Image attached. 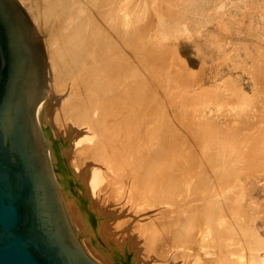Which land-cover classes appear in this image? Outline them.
<instances>
[{"label":"bare ground","instance_id":"bare-ground-1","mask_svg":"<svg viewBox=\"0 0 264 264\" xmlns=\"http://www.w3.org/2000/svg\"><path fill=\"white\" fill-rule=\"evenodd\" d=\"M19 1L22 3L21 0H19ZM106 1L107 0H105L103 2H106ZM116 1H118V0H116ZM145 2H146V0H145ZM200 2H202V1H200ZM122 4H121V0H119V4L117 7L118 17H115V19L112 20L113 24L115 22L117 23V25L116 24L115 25L117 26L116 30H117V35L119 36V39H120V36L122 37V35L127 34L126 27H129L128 21H127V23L125 21L126 20L125 18L127 16H126V13H124L125 9L123 8ZM150 5H152L151 8H152L153 12L155 13L154 14L155 15L154 23L152 22L153 25L150 24L152 26V28H151L152 31H150V33L147 32L148 28L150 27L148 25L145 28L146 29L145 32L148 34H145L143 36H141V34H144V33H140V34L138 33L137 34V36L140 35V37L144 38V39L142 38L144 41L141 42L144 50L143 51L140 50V52H141L140 54H138V55L135 54L136 56L134 55L135 62L137 60L136 57H139L138 59H140L141 63H143V61H146V63H143L146 66L142 65L141 63H140V65H141L140 66L138 64V62H137V64H138L139 68L137 67L136 63L134 65H136V68L138 70L139 69L141 70V68L143 66V67H146L145 68L146 70L149 69L153 73L156 71L155 69L157 67L159 68L161 66V68L163 70L162 76H160L161 73L159 72L160 73L159 76L163 78V79H161V81L167 80V79H164V72H167L168 74H170L169 76H171V74H172V76L175 77L173 74V71H172V70H174L173 66H175V65L179 66V68L181 70L180 72H181L182 77L179 78L178 74H176V80L174 79L176 82L174 81L175 82L174 85H173V83H171L172 87H169L170 92H168L169 93L168 97H169V100L171 101L172 98L174 97L172 92L179 93V92H177V90L174 91V89H178V91L179 90H183V91L190 90V89H192L191 88L193 86L192 84L196 85L200 82L199 81L198 83H195L196 81H193V75H191L190 74L191 72H189L187 69L184 68L185 65L179 60V57L177 55V50H176V42L179 38H181L184 35H186V36L194 35L196 37H200V29H201L200 25L202 23L199 24V22H198L199 19L197 21V18L199 17L198 15L200 13L204 12V14H205L208 10L206 9L207 8L206 4L203 5V4L199 3V0H151ZM109 6H110V4H109ZM116 6H117V4H116ZM144 7H145V5H144ZM222 8H223L222 2H220L219 5L214 4V5H212V8L209 9L210 10L209 13H211V12L216 13L217 10L220 11V9H222ZM128 10H129V8H128ZM149 10L150 9H148V11ZM136 12H138V11H136ZM114 14H115V12H114ZM204 14H202V15H204ZM219 14H221V13H219ZM137 15L139 16L140 13H138ZM137 15L134 18L135 22H136V19L138 18ZM150 15L152 17V14H150ZM143 17H144V14H143ZM106 19H108V17ZM134 19L133 18L129 19V21L132 22L131 20L134 21ZM141 20H142V18H141ZM152 21H153V17H152ZM54 24H55V22L53 23V25ZM107 24H108V22H107ZM132 24L135 27L134 22H132ZM138 24H139V22H138ZM141 25H142V23H141ZM141 25H140V28H141ZM205 25H207V24H205ZM103 29L107 30L106 28H103ZM142 29H144V28H142ZM91 30H90V33H91ZM121 30L125 31V33L122 34ZM139 31H141V30L139 29ZM142 32H144V31L142 30ZM55 33H54V35H55ZM58 33H59V31H58ZM87 33H89V31ZM101 33H103V32H101ZM105 33H107V32H105ZM107 34H109V33H107ZM131 34H132V32H131ZM68 35H69L68 37L64 36L63 39L60 41L57 40L59 43L60 42L63 43L64 47L66 45V55H64L65 49L62 48L60 46V44L58 45V46H60V48H54L52 50H51L52 47L50 48L49 46H47L48 48H46L47 49V55H48V66L46 65V70H45V82H46L47 93H46L45 99L41 100L38 103L37 108H36V112H35V119H36V122L40 125L41 134L45 133L46 136H48L47 129H44V130L42 129V126L47 125V126L51 127L53 134H55V136H56L55 138H58V140H57L58 144H56V145H59V146H56V145H55L56 147L54 146L56 148L55 152H53L52 155L50 154L49 158H50L51 167H52L53 172H54V176L57 180L59 187L61 188L63 196L65 197L66 209L68 211L69 216H71L73 221H75L76 226L79 229V231L81 233H85V231H86V234H88L92 237L93 234L90 231L89 224L92 221L94 222L96 218H95L94 213L91 209H94L93 207H95V206H96V208L98 207L99 209L105 207L106 204L108 205L109 202H112L111 199H113L112 196H114V194L116 195V198L119 197L120 195H122V197L120 196V198H122L121 199L122 204L128 206V208L125 206H124V208H127V210H129V207H130V210L133 214H136V216L139 215L138 219L134 223L136 224V227L139 230V233H138L139 236L137 237V239L141 238L143 240V242H141V243L138 242V240H137L139 245L140 244L141 245L140 246L138 245V247L136 245V247H135L132 240L128 237L129 236L128 234L131 232L125 231L129 227V226H127L125 228L124 223H126V222L123 223L124 228L123 227H122L123 229L120 228L121 231L119 232L118 235H116V232H115L116 236L112 235V237L108 238V235L111 232V230L108 231L109 228H108V226H106V222H108V221L106 220V222H105L104 217L108 218L109 216L112 215V213H111V215H107L109 213H106V211H101V215H99V216L97 215L98 216V225H99V226L97 225V227H99L98 229L101 232L100 233L101 236L104 235V237H106V240H109V242L112 241L113 245L111 247V245H109V243L107 242L108 243L107 248L109 247L111 249V253L108 255L105 253L106 255H103V254H98L101 248L99 249L98 253H96L95 250L93 251L91 248H89V245L86 244V245H88V248L91 252V255H93L95 257V260L98 259L99 263L101 262L102 264H121L122 261L120 259L127 261L128 263H133V262L138 260L140 255L142 257H144L143 253L149 252V251L151 252V254L149 255V258H150L149 260H153V259L156 260V258L162 259V258H165L164 256L169 257V255L170 256L172 255L170 261H167L168 258L166 257L167 260H164V261H166L167 263H165V264H233V261H235L236 258H233V260H232L228 257V255L230 254V255H233L234 257L236 255V257L238 256V258H239V253L231 252V250H228L227 248H226V250H228L227 251L228 255L220 256L221 254L219 252H218V254H216V253H217V251L222 250L223 246L229 247V245H226L224 242L227 239H229L230 237L233 239H236V240H238L239 238L241 239V237H245V238L247 237V239L254 238L252 230H248L245 227L248 230V231H245V229H243V227L240 226L241 227L240 228L237 225L235 226V224H237V222L234 218H233V220L231 217H230L231 220H230V218H229V220L226 219L230 215L225 214L226 213L225 211H227L229 214H236V213H238V214L240 213L243 215L245 214L241 208L242 205L243 206H245V205L244 204L241 205V203H243V202H240L241 200H244V199H241L242 197L238 193L237 196L235 195L232 198V201L229 200L227 202L228 198H230L228 196V197H226V199L224 198L223 203H219L217 201L218 198H216V196H218V194L217 195L215 194L216 195V196L214 195L216 198L215 202H212V201H214V197H212L213 194H211V197H210V195L205 194L206 191L210 189L209 188L206 190L205 188L208 186V183L210 181H212V177L215 175H216L215 177H217V180H216L217 184L219 182V183H222V185L226 186L230 182V184L231 183L232 184L227 185V186L232 187L233 184H235V182H239V176L241 177V174H243L245 177H248V176L251 177L253 174V171L255 169H257L258 167H262V165H264V116H263L264 114L262 115V117L259 120L255 116L256 117L255 119H257V120H255V119L254 120L257 121V124H255V122L250 123L253 121V120L250 121L251 120L250 117L252 118V116H250V117L248 116L250 119L249 125L245 124V127L244 126L243 127L246 129L248 126V130H247V132H248L249 128L251 127L250 125H252L251 128H252V130H254V133H255V137H253V138L251 137L249 139L246 136L245 137L239 136L240 134L238 133V130L241 132L240 129H238L236 131L235 129H230L228 127V129H230V130L227 129L226 131L225 130L220 131V130L216 129L214 124H211L210 122H203L202 123V121L200 120V117L202 116L201 112H203L204 110L199 112L200 117H199V120L197 118V120H198L197 122L200 121V123L198 124L196 122V124H198V126H197L198 129L193 131V132L196 133V135H197L196 138H197L198 143L201 140L205 141V144H207L206 145L207 150L205 152H203L202 154H199L201 152H193V151H192L193 152L192 153L191 149L188 150V151H190L189 152L190 154L189 153L186 154L187 153L186 152L187 150H186L183 159L178 162L179 163L178 169H179V171L182 170V174L180 176H177L174 174L175 171H173V169H172L173 168L172 164H171V163H173L172 159L171 158L169 159L167 157L165 158L164 153H162L161 149L159 147H155L153 145L155 140L153 141V139H152L153 143L148 142L149 144L152 143L151 145L148 144V146L147 145L145 146V144L142 143L143 142L141 139L142 136L141 137L139 136L140 131H141V129H139L140 124H141L140 123L141 118H140V116H137V118H136V116L133 115V112L135 111V109H133V112L132 111L130 112L129 111L130 109L126 111V106H128V104L126 105V102H127V99L129 100V98H130L128 95L130 94V96H131L132 92L135 90L133 89L132 86L126 85V84H128V81L126 80V73H125L126 67H125V64H123V54L121 52L122 47L119 48V50H118V48L116 49V51L114 50V54L112 52V54L109 53L110 54L109 56L103 55V56H105L104 58L103 57L98 58V56L96 57L97 54L94 52L96 55L93 56V58L91 59L92 55L90 52L91 51L93 52V49H94L93 47L97 46V44L99 42L96 41L97 44L94 45L95 42H93V40H92L91 42H93V44L92 43L90 44L89 43L90 41L88 42V39H87L88 37H90V34H89V36L86 35L84 38V39H87L86 41H84V39H83L82 40L83 42L80 41L77 44H74L75 40L70 38V36H72V35H70V34H68ZM100 35H103V34H100ZM109 36H110V34H109ZM129 36H130V34H129ZM204 36H208L207 37L208 39L206 41L211 46H213V48L220 49V46L217 44L218 40L216 39V37H214V38L217 41H215L212 37H210L211 35H209V34L204 35ZM110 37L112 38V36H110ZM92 38L93 37H91L90 39H92ZM135 38H137V37H135ZM59 39H61L60 35H59ZM113 39H114V36H113ZM69 40H70V42H69ZM96 40H97V38H96ZM105 40H107V39H105ZM114 41H115V39H114ZM86 42H88V43H86ZM100 42H101V40H100ZM109 42L111 43V41H109ZM112 42H113V40H112ZM118 42H119V40H118ZM114 43H116V41ZM87 44H89V45H87ZM98 46H99V44H98ZM108 46H107V48H108ZM117 46L119 47V44ZM91 47H92V50L90 49ZM107 48H106V50L104 48L105 52L107 51ZM135 49H136V47H135ZM132 50L133 49L131 48V51H129V52L134 53V51H132ZM222 52L224 53V51L218 52V54H216L217 55L216 57L218 58L220 56V58H221L222 55H224V56L226 55V54H222ZM106 53H108V52H106ZM106 53H104V54H106ZM88 54H90V58H88V56H89ZM102 54H103V50H102ZM127 54H128L127 56L129 57L128 59H130L129 61L131 63V60L132 61L134 60V59H132L133 54L131 53L132 57H130L131 55H129V53H127ZM111 55H113V56H111ZM263 55H264V53H263ZM263 55H262V57H263ZM83 56H85V57L87 56V58H85ZM247 57L251 61L254 58H257V57H253V59H252L249 56H246V58ZM124 58H125V55H124ZM88 59L89 60L91 59V61H88ZM126 60L127 59L125 58V61ZM255 61H256V59H255ZM219 62H220V60H219ZM261 62H262V60H261ZM64 63H65L64 73L59 72L57 69V66L59 68V66L61 64H64ZM129 66L132 67V64ZM255 66H257V65H255ZM255 66L253 69L252 68L251 69L255 70ZM258 67H259V65H258ZM251 69H249V70H251ZM143 70H144V68H143ZM146 70H145V72H146ZM174 72H175V70H174ZM246 72L247 73L251 72V75H253L252 73L254 71L248 72V70H246ZM257 72L258 71L256 70L255 73H257ZM215 75L211 77L213 83H215L214 80H216ZM146 76H148V75L146 74ZM146 76H145V78L151 77V76H149V77H146ZM256 76H258V75H256ZM127 77L131 78L130 75H128ZM160 77H159V80H160ZM263 78H261V80ZM68 80H69V82L72 81L71 86H70V83L68 82ZM154 80H155V77H154V79H152L151 83ZM65 81H66V85H68L67 90H66L68 92H66L67 94L64 93V96L67 95V97L65 96L66 98H64L63 93H59L60 91H56V88L58 87V85H60V83H62L61 85L63 86L64 85L63 82L65 83ZM222 81L220 82L221 84H222ZM57 82H59V84ZM134 84L136 85L137 83H134ZM165 84H166V82H165ZM61 85H60V87L57 88V90L62 87ZM126 86L128 87V89H126L127 88ZM165 87L167 88V86H165ZM215 87H217V86H215ZM223 87L229 91L230 95L232 94L236 98L235 101H238V102H235V104L237 103L236 106L238 105L237 108L240 107V108L244 109V110H242L239 108L240 113H243L244 114L243 116H245L246 114L248 115V112L250 111V109H252V106L248 105V103L250 102L249 96L246 95L241 88L236 86L230 80L226 79V82L223 85ZM64 88H66V86ZM134 88H135V86H134ZM217 88L215 90L213 88L214 91L211 89L210 90L211 93H210V91H209V93L211 94L212 99H215L219 102H221V101L224 102L225 97L223 98L222 94L221 93L219 94L217 92V90H218ZM224 88H223V90H224ZM61 89H63V88H61ZM83 89H84V91H82ZM168 89H166V90H168ZM196 89L198 90V86L196 87ZM127 90L129 92H127ZM130 91H131V93H130ZM149 91H151V89ZM57 92L61 95L58 96L56 94ZM61 92H62V90H61ZM124 92H126V94L128 93V95H126V96L129 97V98H126V101L123 98ZM152 92L154 94V89L152 90ZM152 92H151V94H152ZM84 93H87L88 98H87V96H84ZM209 93H208V95H209ZM184 94H186V93H184ZM155 95H156V93H155ZM139 96H141V95H139ZM186 96H189V95H186ZM262 96H264V95H262ZM89 97L91 98V100ZM134 97H136V96H134ZM146 97L147 96H145V98H144V96L143 97L141 96V97H139L138 100L147 99ZM192 97H194V96H192ZM192 97H190V100ZM155 98H156V96H155ZM227 98H229V96ZM156 99H158V98H156ZM185 100H183L181 102L186 103L187 101H189L188 97ZM154 101H155V99H154ZM158 102H159V100H158ZM171 102H169V103L171 104ZM181 102H177L178 103L177 108L179 110L182 107V105H184L183 103L181 105ZM231 103L234 104L233 98H232ZM138 104H136V105H138ZM152 104H153V101H152ZM257 104H254V105H257ZM199 105H201V104L199 103ZM214 105H215V103H214ZM135 106H134V108H135ZM153 106L155 107V105H153ZM212 106H213V104H212ZM218 106L220 107L219 104H218ZM137 107L139 109V112L142 113V111H141L142 109L139 108V105ZM205 107H203V108H205ZM225 107H227V106H225ZM157 108H158V105H157ZM193 108H194V106H192V109ZM201 108H202V106H201ZM228 108H225V109H228ZM208 110H210V109H208ZM241 110H242V112H241ZM259 110H261V109H259ZM195 111H197V110H195ZM195 111L192 110V112L194 114H195ZM236 111H238V110L236 109ZM254 111L257 114L258 110H254ZM163 112L161 115L163 120H164L163 129H166V130L165 131L162 130L163 131L162 134L165 136L166 134H169L167 132L170 131V126H168L169 124L166 122L167 118L165 119V117H166L165 115L167 113L165 114ZM140 113H138V114H140ZM261 113L262 112H258V114H261ZM135 114H137V113H135ZM202 114H203V117H201V119L203 120L205 117L204 112ZM143 115L144 114L142 113L141 116H143ZM148 115H150V114H148ZM148 115H145V116L148 117ZM223 116H225V115H223ZM259 116H261V115H259ZM150 117L153 118V116H150ZM158 117L160 119V116H158ZM145 118H144V120H145ZM152 118H150V120ZM189 118L191 119L192 117L189 116ZM156 120H157V118H156ZM205 120L208 121L207 119H204V121ZM237 120H238V118L236 119V121ZM194 121H196V120H194ZM239 121L244 122L243 119L239 120ZM142 122H143V120H142ZM160 122H161V120H160ZM247 122L248 121H246L244 123H247ZM42 124H44V125H42ZM232 127L234 128L235 126H232ZM243 127L241 128V126H240L241 129H243ZM243 133L246 134L245 132H243ZM256 133H257V136H256ZM144 134H145V132H144ZM149 134L152 136V133H149ZM147 135H148V133H147ZM150 135H148L147 138L151 137ZM166 136H168V135H166ZM249 136H250V133H249ZM153 137L154 136H152V138ZM166 138H168V137H166ZM150 140H151V138H150ZM147 141H149V139ZM228 144H230L229 145L230 148L231 147L236 148V152L234 151V153H236V154L234 156H231L232 154H230V151H231L230 148H229L230 151L226 150L228 148L227 147ZM152 145L155 147V149ZM146 147H148V148L153 147V149L149 150L147 148L148 149L147 150ZM185 149H187L186 146H185ZM167 154L169 157L170 152L169 153L167 152ZM238 165H240L242 167H240V169H239V168H237ZM242 171L244 173H242ZM186 172L188 173L189 177H186V175H187ZM183 173H184V175H183ZM255 177L257 178V176H255ZM255 177H253V178H255ZM243 179L242 180L245 182V178H243ZM249 179H252V178H249ZM216 181L215 182L212 181V182L216 183ZM212 182H210V183H212ZM239 186H241V185H239ZM71 187L74 188V190L79 193V196H81V197H78V200L75 199L76 197L72 196L71 192L69 191V189ZM219 188L222 189V187H219ZM225 188H224V190H225ZM201 189H204L202 191H205V193H203V195H205V196H203V197L201 196L202 198L200 199V202H201V200H203V203H205V204L197 205V203H196L195 206L193 205L190 208H188L186 206V204L188 202L191 203L192 200L197 201V195L200 194ZM228 189H230V188H228ZM197 190H200V192H195ZM241 190H242V192H244L242 188H241ZM241 190H239L238 192H241ZM218 191H220V190H218ZM209 193H211V192L209 191L208 194ZM222 193H223V191H222ZM117 194H119V195H117ZM191 195H193V196H191ZM174 196H178L177 197L178 201L176 203L177 205H175L176 208L174 205H171L172 199ZM179 196H180V198H179ZM208 196H209V199H207ZM244 196H246V195H244ZM244 196H243V198H244ZM204 197H206V199ZM218 197H220V196H218ZM211 198H212V200H211ZM118 201H120V199H118ZM180 202H181V204H180ZM184 203H186V204H184ZM250 203H251V201H250ZM118 204L117 205L115 204V205L118 206ZM120 204H121V202H120ZM182 204H184L185 205L184 207L185 208L187 207L188 209L186 208V209H183L182 211L179 210L181 212L178 211L177 212L178 215L172 216L171 213L174 212V208L175 209H178L180 207L182 208V206H183ZM179 205H181V206H179ZM251 205H254V204H251ZM177 206H179V207L177 208ZM255 206H257V204ZM111 207L113 209V206H110V208ZM216 207H217V209L215 210ZM107 208H105V210ZM109 209L107 210V212H110ZM116 210H117V208L115 209V211ZM127 210L125 209L124 211L127 212ZM104 213H106V214L102 215ZM221 214H223V215H221ZM249 215H247V216H249ZM130 216H132V215H130ZM132 217L136 218L135 215H133ZM227 220L231 223H229ZM102 221H104V222H102ZM249 224H250V222H249ZM103 227H106V229L103 230ZM130 227H129V229H130ZM248 227H250V226H248ZM88 230H89V232H88ZM93 232H94V230H93ZM121 232H124V233H121ZM210 232H211V234L213 233L214 235L212 234L213 236H211ZM111 234H114V233H111ZM134 234H136V233H133V235ZM207 234L210 235L211 240L214 242L215 246L217 248H219V250L216 248L217 249L216 253H214L215 251L213 252L214 254H216V256L213 258L210 256L211 258L209 260H206V257L208 256V254L212 255V253H207V251H206L205 240L207 239L206 238ZM119 235H120V237H118ZM102 239H104V238L102 237ZM233 239H231V241H233ZM92 240H94V239H92ZM242 240H243V238H242ZM242 240H241V242H242ZM247 241L248 240L245 239L246 243H247ZM138 243H136V244H138ZM242 243H241V245H242ZM139 248H141V249H139ZM207 248H208V246H207ZM247 248H248V246H246V249ZM136 249H138L139 252L136 251ZM246 249H244V251H243L244 253L249 250V248L247 250ZM223 250L226 251L224 248H223ZM239 250H238V252H239ZM252 250H251V252H252ZM208 251H209V249H208ZM209 252H212V249ZM134 255H136L137 260L135 257H134L135 259H132V257ZM250 255L252 256V254H250ZM147 257H148V254H147ZM147 257L143 259L144 264H147L146 263L147 261L145 260V259H147ZM253 257H254V255H253ZM208 258L209 257H207V259ZM240 258H243V257H240ZM161 259L160 260L158 259V260L161 262V264H164L162 262L163 259L162 260ZM158 260H156V261H158ZM156 261H153L154 264ZM159 261L157 262L158 264H160ZM246 261L247 260H245V262ZM250 263H251V261H250ZM149 264H150V262H149ZM254 264H256V263H254ZM261 264H263V263H261Z\"/></svg>","mask_w":264,"mask_h":264},{"label":"rangeland","instance_id":"rangeland-1","mask_svg":"<svg viewBox=\"0 0 264 264\" xmlns=\"http://www.w3.org/2000/svg\"><path fill=\"white\" fill-rule=\"evenodd\" d=\"M21 1H22V3L19 0H16L18 5L26 13L28 19L30 20L32 26L34 27V30L36 31V33H37V35L39 37V40H40V42L42 44L44 57H45V63H46L45 64V70H46V65L48 66V55H47V49H46V48H48L47 46H49L50 48L52 47L51 50L54 49V48H60V46H61L62 48L65 49L64 55H66V45L64 44L65 45V47H64L63 43H61V42L59 43L57 40H59V41L62 40L64 36L68 37L69 36L68 34L72 35V36H70V38L75 40L74 44H77L78 42L82 41L85 38V36L86 35L89 36V34H90V37H88V38L86 37V38L88 39V42L90 41L89 42L90 44L91 43L93 44V42H95L94 45H96L97 44L96 41L99 42L98 43L99 46L97 44V46L93 47L94 48L93 52L92 51L90 52L91 55H92L91 59L96 54H97L96 57L98 56V58H100V57L104 58L105 56H103V55L109 56L110 55L109 53L112 54V52L114 54V50L116 51L117 48L119 50V48L122 47V49H121L122 51L121 52L123 54V64H125V67H126L125 68V73H126V80L128 81V84H126V85L132 86L133 89L135 90V91L132 92L131 96H130V94L128 95V93L126 94V92H124V95H123L124 97L122 96L125 99V101H126V98L130 97L129 98L130 101L127 99V102H126V105L128 104V106H126V111L130 109L129 111L133 112V109H135V111L133 112V115L136 116V118H137V116H140V118H141V122H140L141 124H140V127H139V129H141V131H140V135L139 136L140 137L142 136L141 137V139L143 141L142 143H144L145 146L146 145L148 146V144H149L148 142H152L153 143V141L155 140L153 145L155 147H159L161 149L162 153H164L165 158L167 157L169 159L170 158L172 159L173 163H171V164H172V167H173L172 168L173 171H175L174 172L175 175L180 176L182 174V170L179 171V169H178V167H179L178 166L179 165L178 162L183 159L186 150H187L186 154H188L190 152V151H188L189 149H191V152L192 151L193 152H201L199 154H202L203 152H205L207 150V146H206L207 144H205V141L201 140L198 143L197 138H196L197 135H196V133L193 132V131L198 129L197 126L200 123V121L197 122L199 120V117H200V113L199 112H201L203 110H204L203 112H204V116H205L204 119H207L208 121H206V120L204 121V119L203 120L201 119V117H203V114H202L203 112H201L202 116L200 117V120L202 121V123L203 122H210L211 124H214L215 128L220 130V131H224V130L226 131L228 129V127L230 129H235L236 131L238 129H240L241 132H242L241 133L238 130V133L240 135L236 132L240 137H242V136L245 137L246 136L249 139L251 137L252 138L255 137L254 130H252V128H251L252 125H250L251 129L249 128L248 132H247L248 126H247L246 129L244 127H245V124L249 125V122L252 121V120L253 121L250 122V123H254L255 122V124H257V121H255V120H257V119L259 120L262 117V115L264 114V111H263L264 110V96H262V95H264V78H263L264 77V55H263V53H264V0H199V3H201L203 5L206 4V6H207L206 9L208 10L205 14L203 12V13H200L201 15L200 14L198 15L199 17L197 16L198 17L197 21L199 19V21H198L199 24L202 23L200 25L201 26L200 37H196L194 35H191V36L184 35L181 38H179L177 40V42H176V50H177V55L179 57V60L185 65L184 68L187 69L189 72H191L190 74L193 75V81H196L195 83H198L200 81L198 84H196L198 86V90L199 91L196 89L197 86L195 84H192L193 85L191 87L192 89L186 90V91H183V90H179L178 91V89H174V91L177 90V92H179V93L172 92V94L174 95V97L171 100L172 102L169 100V97H168L169 93L168 92H170V88L169 87H172L171 83H173V85H174V83L176 82L175 81L176 80V74H178L179 78L182 77L181 76V72H180L181 70H180L179 66H177V65L173 66L175 72H174V70H172V71H173V74H174L175 77H173L172 74H171V76H169L170 74H168L167 72H164V79H167V80L161 81V79H163L162 77H160V76L163 75V73H162L163 70H162L161 66L159 68L158 67L156 68L155 67L156 65L154 66L156 68L155 70L157 71V72L155 71L154 72L155 74H154L149 69L146 70L145 69L146 67L142 66L141 70L140 69L138 70L136 68V65H134L135 63L137 64V62H138L139 65L141 63L140 59H138L139 57H136L137 60L135 62L134 55L135 54L138 55V54L141 53L140 50L141 51L144 50L143 46H142V43H141V42L144 41L143 40L144 38L140 37V35L137 36V34L138 33L139 34L140 33H144V34H141V36H143L145 34H148V33L145 32V30H146L145 28L148 25L150 26L149 27L150 29L148 28L147 32L150 33V31H152L151 30V28H152L151 25H153L152 22L154 23V17H155L154 14L155 13L153 12V10L151 8L152 5H150L151 4V0H146V2H145V0H133V1L132 0H121V4L123 3L122 6L125 9L124 13H126V16H127L125 18L126 19L125 21H126V23L128 21V24H129L128 26L129 27H126L127 34L126 35H122V37L120 36V39H119V36L117 35V30H116L117 23L115 22L113 24V22H112V20H114L115 17H118V15H117V13H118L117 12V7H118V4H119V0L118 1H116V0H107L106 2H103L105 0H21ZM200 1H202V2H200ZM220 2L223 3V8L220 9V11L217 10L218 12L216 11V13L215 12L209 13V11H210L209 9L212 8V5H214V4H218L219 5ZM109 4H110V6H109ZM116 4H117V6H116ZM144 5H145V7H144ZM128 8H129V10H128ZM147 8L150 9V10L148 11ZM136 11H138V12H136ZM114 12H115V14H114ZM138 13H140L139 16L137 15ZM149 13L152 14L153 21H152L151 15ZM219 13H221V14H219ZM143 14H144V17H143ZM202 14H204V15H202ZM136 15L138 17L137 18L138 20L136 19V22H135L134 18L136 17ZM105 17L106 18L108 17V19H106ZM132 18L134 19V21L133 20H131V21L134 22L135 27L133 26L132 22L129 21V19H132ZM141 18H142V20H141ZM54 22H55V24L53 25ZM107 22H108V24H107ZM138 22H139V24H138ZM141 23H142V25H141ZM205 24H207V25H205ZM140 25H141V28H140ZM102 27L106 28L107 30H104ZM142 28H144V29H142ZM89 29L90 30L92 29L91 33H90ZM139 29L141 31H139ZM142 30L144 32H142ZM58 31H59V33H58ZM88 31H89V33H87ZM100 31L103 32V33H101ZM105 32L109 33L110 36H112V38L109 36V34H107ZM121 32H122V34L125 33V31H122V30H121ZM131 32H132V34H131ZM54 33H55V35H54ZM100 34H103V35H100ZM129 34H130V36H129ZM207 34L211 35L210 37H212L215 41L218 40L217 44L220 46V49L213 48V46H211L206 41L208 39L207 38L208 36H204V35H207ZM59 35H60L61 39H59ZM113 36H114V39H115L116 43H114L115 41L113 39ZM91 37H93V38L90 39ZM135 37H137V38H135ZM214 37H216L217 40ZM96 38H97V40H96ZM87 39H84V41H86ZM105 39H107V40H105ZM92 40H93V42H91ZM100 40H101V42H100ZM112 40H113V42H112ZM118 40H119V42H118ZM109 41H111V43ZM69 42H70V40H69ZM88 42H86V43H88ZM117 43L119 44V47L117 46L118 45ZM59 44H60V46H58ZM87 45H89V44H87ZM107 46H108V48L110 50L107 48ZM135 47H136V49H135ZM104 48H105V50L107 48L106 52H108V53H106L104 51ZM131 48L133 49L132 51H134V53L133 52H129V51H131ZM90 49L92 50V47ZM102 50H103V54H102ZM220 51H224V53L222 52V54H226V55L225 56L222 55L221 58H220V56L217 58L216 54H218V52H220ZM104 53H106V54H104ZM127 53H129V55H131V53L133 54V57H132V55L130 56V57H132V59H134L133 61L131 60V63L129 61L130 59H128L129 57L127 56L128 55ZM261 54L263 55V57H262ZM88 55H89L88 58H90V54H88ZM124 55H125V58L127 59L126 61H125ZM111 56H113V55H111ZM246 56H249L252 59H253V57H257V58H254L251 61L248 57L246 58ZM83 57H85V56H83ZM85 58H87V56ZM91 59L90 60L88 59V61H91ZM255 59H256V61H255ZM219 60H220V62H219ZM261 60H262V62H261ZM143 63H146V61H143ZM143 63H141V64L146 66ZM131 64H132V67L129 66ZM138 64H137V67H138ZM255 65H257V66H255ZM258 65H259L260 68L258 67ZM254 66H255V70H252L254 68ZM143 68H144V70H143ZM57 69H58L59 72H63L64 73V71H65V63L61 64L59 66V68L57 66ZM249 69H251V70H249ZM145 70H146V72H145ZM246 70H248V72L249 71H254L252 73L253 75H251V72L247 73ZM256 70L258 71L257 73H255ZM159 72L161 73V75H160ZM146 74L148 76H146ZM128 75H130L131 78L130 77L128 78L127 77ZM144 75L146 77H149V76H151V77L145 78ZM214 75L216 76V80H214L215 83H213L212 79H211V77L214 76ZM256 75H258V76H256ZM154 77H155V80L151 83V81H152V79H154ZM159 77H160V80H159ZM260 77L263 78V79L261 80ZM226 79L230 80L231 82H233L236 86L241 88L246 95L249 96V101L250 102L249 101L248 102L250 104L248 103V105L252 106V109H250V111L248 112V115L246 114L245 116H243L244 114L240 113V110H239L240 107L237 108L238 105L236 106L237 103L235 104V102H238V101H235L236 98L232 94L230 95L229 91L224 88L225 86L223 87V85L226 82ZM132 81L134 83H137V84L135 85ZM221 81H222V84L220 83ZM68 82H69V80H68ZM165 82H166V84H165ZM57 83L59 84V82H57ZM69 83H70V86H71L72 85L71 84L72 81L69 82ZM61 84L62 83H60V85ZM63 84H64L63 86L64 87L66 86V88H64L61 85L62 86L61 88H63V89L60 88V89L57 90V88L60 87V85H58V87L56 88V91H60L59 93H63V96H64V93L68 92V91H66L68 85H66V81H65V83L63 82ZM134 86H135V88H134ZM165 86H167V88ZM215 86H217L218 88L215 87ZM213 88H214V90L217 88L219 90V91L217 90V92L219 94L221 93L223 98L225 97L224 102L221 101L223 104L221 102L215 100V99H212V96L210 94L211 93L210 90L211 89L213 90ZM223 88H224V90H223ZM126 89H128V87ZM150 89H151V91H149ZM153 89H154V94L152 92ZM166 89H168V90H166ZM61 90H62V92H61ZM82 91H84V89ZM209 91H210V93H209ZM127 92H129V91L127 90ZM151 92H152L153 95L151 94ZM207 92L209 93V95H208ZM59 93L57 92L56 94L59 96V95H61ZM130 93H131V91H130ZM155 93H156V95H155ZM184 93H186V94H184ZM126 95H128L129 97L126 96ZM139 95H141L142 97L144 96V98H145V96H147L146 97L147 99L138 100L139 97H141ZM186 95H189V96H186ZM65 96L67 97V95H65ZM65 96H64V98H66ZM84 96H87V93H84ZM134 96H136V97H134ZM155 96L158 99H156ZM192 96H194V97H192ZM228 96H229V98H227ZM187 97H188L189 101H187L186 103L185 102H181V101L185 100ZM190 97H192L191 100H190ZM87 98H88V96H87ZM232 98H233V102H234L235 105L233 103H231ZM154 99H155L156 102L154 101ZM90 100H91V98H90ZM158 100H159V102H158ZM152 101H153V104H152ZM169 102H171V104ZM177 102H181V105H182V103L184 104V105H182L180 110L177 108V105H178ZM199 103L201 105H199ZM214 103H215V105H214ZM136 104H138L139 108L142 109L141 111L144 114L143 116H141L142 113L139 112V109L137 107L138 105H136ZM212 104H213V106H212ZM218 104L220 105V107L218 106ZM254 104H257V105H254ZM153 105H155V107ZM157 105H158V108H157ZM134 106H135V108H134ZM192 106H194L193 109H192ZM201 106H202V108H201ZM225 106H227V107H225ZM203 107H205V108H203ZM225 108H228V109H225ZM191 109L193 111L197 110V111H195V114L192 112ZM208 109H210V110H208ZM236 109L238 111H236ZM240 109H242V108H240ZM259 109H261L262 111L259 110ZM242 110H244V109H242ZM242 110H241V112H242ZM254 110H258V112H262V113L258 114V112H257V114H256V112ZM162 112L165 113V114L167 113L165 115L166 116L165 119L167 118L166 122L169 124L168 126H170V131L167 132L169 134H166L168 136H166V135L165 136L168 137V138H166L162 134V132L166 130V129H163L164 120H163V118L161 116ZM135 113H137V114H135ZM138 113H140V114H138ZM148 114H150V115H148ZM145 115H148V117L145 116ZM223 115H225V116H223ZM259 115H261V116H259ZM150 116H153V118L150 117ZM158 116H160V119H159ZM189 116L192 117V118L190 119ZM248 116L249 117L252 116V118L250 117L251 120L249 119ZM255 116L257 117V119H255L256 118ZM144 118H145L146 121L144 120ZM150 118H152V119L150 120ZM156 118H157V120H156ZM197 118H198V120H197ZM237 118H238V120L236 121ZM242 119L244 120V122H246V121H248V122L244 123L243 121H239V120H242ZM142 120H143V122H142ZM160 120H161V122H160ZM194 120H196V121H194ZM196 122L198 124H196ZM42 125H44V124H42ZM38 126H39L38 130H39L40 137L42 139V142H43L45 150H46V154H47L48 159L50 161V158H49L50 154L52 155L53 152H55V149H56L55 147L59 146V145H56V144H58V142H57L58 138H55L56 136H55V134H53V131H52L51 127H49L47 125L42 126L43 130L47 129V131H48V136H46L45 133L41 134L40 125L38 124ZM232 126H235V127L233 128ZM240 126H241V128L244 126L243 129H241ZM230 129H228V130H230ZM144 132H145V134H144ZM146 132L148 133V135H150L149 133H152V136H154L155 138L154 137L152 138L151 135H150L151 137L147 138L148 135H147ZM243 132H245L246 134H244ZM249 133H250V136H249ZM256 136H257V133H256ZM150 138H151V140H150ZM148 139H149V141H147ZM152 139H153V141H152ZM152 143H150L149 145H151ZM229 145L230 144H228V146H227L228 148L226 150L230 151V149H231L230 154H232L231 156H234L236 154V153H234V151L236 152V148L235 147L234 148H232V147L230 148ZM185 146H186L187 149H185ZM153 147H151V148L146 147V149L148 148L150 150V149H153ZM155 147H154V149H155ZM167 152L168 153L170 152L169 155L171 157L170 156L168 157ZM240 165H238L239 167L237 166V168L240 169V167H242ZM262 168L264 169V165H262V167H258L257 169H255L253 171V174H252L251 177H249V176L245 177L243 174H241V177L239 176V182H235V184H233L232 187L231 186L230 187L227 186V185H231L232 184V183L230 184V182L226 186L222 185V183H219V182L217 184V181H216L217 177H215L216 176L215 175V176L212 177V181H214V182L216 181V183L210 181L212 183H210V182L208 183V186L205 189L206 190L209 189V188L210 189L207 190L206 193H205V191H202L204 189H201V192H200V190H197L195 192H200V194L197 195V201L192 200V202L190 201L191 203H189V202L187 204L184 203V204H186V206L188 208H190L193 205L195 206L196 203H197V205L205 204V203H203V200H201V202H200V199L203 196H205V195H203V193H205L207 195H210V197H211V194H213L212 197H214V201H212V202H215V199L218 198L217 201L219 203H223L224 198L226 199V197H228V196L230 198H228L227 202L229 200L232 201V198L235 195L237 196L238 193L242 197L241 199H244V200L240 201V202H243V203H241V205L242 204L245 205V206H243V205L241 206L242 210L245 213L244 215L240 214V213L239 214L238 213L229 214L227 211H225L226 212L225 214L230 215L228 217L226 215L225 216L227 217L226 219H228V220H229L230 217L232 218V220L234 218L236 220V222H237V224H235V226L236 225L239 226V227L241 226V227H243V229H245V231L252 230L254 238H250L249 237L250 239H247V237L246 238L245 237H241V239L239 238L238 240H236V239H233V238L230 237L231 239H233V241H231L230 238L227 239L225 242L223 241L226 245H229V247L223 246V248L225 250L227 248L228 250H231V252L239 253V258H238V256L236 257V255L234 257L233 255L229 254L230 255L229 256L228 253H227L228 250L224 251L223 248H222V250L217 251V253H216V250L217 249L219 250V248H217L215 246L214 242L211 240L210 235L207 234V237H206L207 239L205 240L206 251H207V253H212V255L208 254V256H207V257H209L208 259L205 256L206 260H209L211 257L212 258L215 257L216 254H218V252H219L221 254V255L219 254L220 256L228 255V257L230 259H232V260H233V258H236L237 261L234 259L235 261H233V264H236V263L237 264H240V263L241 264H244V263L245 264H249L250 261H251L250 264H254V263H256V264L263 263L264 264V170ZM243 171H242V173L245 172V171L244 172ZM52 173L54 175L53 169H52ZM183 175H184V173H183ZM255 176H257V178ZM186 177H189L188 173H187ZM253 177H255L256 179L253 178ZM243 178H245V182L243 181L244 180ZM249 178H252V179H249ZM54 180H55V184H56V187L58 189V192L60 194V197H61L64 209H65V212L67 214V217H68V219H69L74 231L76 232V234H77V236H78V238L80 240V243H81L84 251L86 252V254L96 264H102V263L101 262L99 263L98 259L95 260V257L93 255H91V252H90L89 248H91L93 251L95 250L96 253H98L99 249L101 248L98 254H103V255L107 254L108 255V254L111 253V249L109 247L107 248L108 243H109V245H111V247L113 245L112 241L109 242V240H106V237H104V235L101 236V234H100L101 232L98 229L99 227H97V225H98V216L101 215V211H106V213H109L107 215H111V213H112V215L109 216L108 218L104 217V219H105L104 221L105 222H106V220L108 221V222H106V226H108V228H109L108 231L111 230V232L108 235V238L112 237V235H115V232H116V235H118L119 232L121 231L120 228H122V227L124 228V226H125V228L127 226H129V227L131 226L130 229L128 227L129 230L126 229L125 231L131 232V233L128 234L129 235L128 237L132 240V242L134 243L135 247H136V245L138 247V245H139L138 242H140V243L143 242V240L141 238L137 239V237L139 236V234H138L139 230L136 227V224L134 223L138 219L139 215L136 216V214H133L131 212V210H130V207H129V210H127L128 206L122 204V200H121L122 198H120V196L122 197V195H120L119 197L116 198V195L114 194L115 197L112 196V198H113V199H111L112 202H109L108 205L106 204L105 207H103L101 209H99L98 207L96 208V206L95 207L92 206L94 209H91V210L93 211L94 216H95L96 219H95L94 222L92 221L89 224V227H90V231L93 234L92 235L93 238L90 235L86 234V231H85V233H81L79 231V229L77 228L75 221H73L71 216H69V214H68V211H67L66 206H65V204H66L65 203V197L63 196V193H62L61 188L59 187V185L57 183V180H56L55 176H54ZM239 185H241V186H239ZM219 187H222L223 190L220 189ZM240 187L243 189L244 192H242ZM71 188L69 189V191L71 192L72 196L76 197L75 199L78 200V197H81V196H79V193L77 191H75L74 188H72V189ZM224 188H225V190H224ZM228 188H230V189H228ZM218 190H220V191H218ZM239 190H241V192H238ZM209 191L211 193L208 194ZM222 191H223V193H222ZM215 194L216 195L218 194V196H220V197L216 196ZM117 195H119V194H117ZM214 195L216 196V198H215ZM244 195H246V196H244ZM191 196H193V195H191ZM243 196H244V198H243ZM177 197L178 196H174L173 197L171 205H174V206L177 205L176 204L177 201H178ZM206 197H204V198L206 199ZM179 198H180V196H179ZM118 199H120V201H118ZM207 199H209V196H208ZM211 200H212V198H211ZM250 201H251V203H250ZM120 202H121V204H120ZM115 204L116 205L118 204V206L120 208L118 206H116ZM180 204H181V202H180ZM184 204H182L183 205L182 208L180 207L181 209L178 208L181 205L177 206L178 209H175L176 208V206H175L174 212L171 213L172 216L178 215L177 212L179 210L182 211L183 209H186L187 207L185 208ZM251 204H254V205H251ZM256 204H257V206H255ZM109 205L113 206V209H112V207L110 208ZM124 206L127 207V208H124ZM105 208H107V209L105 210ZM116 208H117L118 211L117 210L115 211ZM108 209H109L110 212H107ZM125 209L127 210V212L124 211ZM216 209H217V207L215 208V210ZM181 211H179V212H181ZM106 213H104L102 215H105ZM130 215H132V216L135 215L136 218H134V217H132ZM221 215H223V214H221ZM247 215H249V216H247ZM231 218H230V220H231ZM104 221H102V222H104ZM124 222H126V223H124ZM249 222H250V224H249ZM229 223H231V222H229ZM248 226H250V227H248ZM104 229H106V227H103V230ZM93 230H94V232H93ZM88 232H89V230H88ZM111 233H114V234H111ZM121 233H124V232H121ZM133 233H136V234L133 235ZM210 234H211V232H210ZM212 234H211V236L214 235V234L213 235ZM102 237L104 239H102ZM118 237H120V235ZM242 238H243V240H242ZM92 239H94V240H92ZM245 239L248 240L247 243L245 242ZM137 240H138V242H137ZM241 240H242L243 243L241 242ZM136 243H138V244H136ZM241 243H242V245H241ZM86 244L89 245V248H88V245H86ZM207 246H208V248H207ZM246 246H248V248H249L248 251H246L248 249V248L246 249ZM139 249H141V248H139ZM208 249H209V251H211V249H212V252H209ZM244 249H246L245 253L243 252ZM250 249L251 250L253 249L252 250L253 253L251 252ZM238 250H239V252H238ZM136 251L139 252L138 249H136ZM213 252L216 253V254H214ZM147 254H148V257H147ZM150 254H151L150 251L143 253L144 257H142L140 255L141 258L139 257L138 260H137L136 255H134L132 257V259L136 258L137 261H135L133 263H128L127 261H124V260L120 259L122 261L121 264H134V263L135 264H140V263L144 264L143 263V259L146 258V257H147V259H145V260L147 261L146 262L147 264H149V262H150V264H152V263L154 264L153 261L161 259V258H156V260H154V259L153 260H149L150 259L149 258ZM250 254H252V256ZM253 255H254V257H253ZM164 257L165 258H162L163 260L162 259L161 260L165 264L167 262L164 261V260H167V258H168L167 261H170L172 255L171 256L169 255V257L168 256H164ZM240 257H243V258H240ZM245 260H247V261L245 262ZM158 261H156L155 264ZM159 263L161 264L160 261H159Z\"/></svg>","mask_w":264,"mask_h":264},{"label":"water","instance_id":"water-1","mask_svg":"<svg viewBox=\"0 0 264 264\" xmlns=\"http://www.w3.org/2000/svg\"><path fill=\"white\" fill-rule=\"evenodd\" d=\"M42 44L16 0H0V264H96L65 212L35 112Z\"/></svg>","mask_w":264,"mask_h":264}]
</instances>
